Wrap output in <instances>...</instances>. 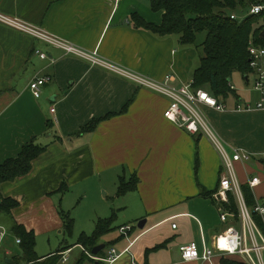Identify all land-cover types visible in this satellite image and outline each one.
Returning <instances> with one entry per match:
<instances>
[{
  "label": "crops",
  "instance_id": "crops-1",
  "mask_svg": "<svg viewBox=\"0 0 264 264\" xmlns=\"http://www.w3.org/2000/svg\"><path fill=\"white\" fill-rule=\"evenodd\" d=\"M0 14L42 28L85 52H97L102 61L148 79L161 82L172 75L174 87L191 84L200 67L191 45L178 35L159 36L135 25L134 15L161 24L163 12H154L150 0L118 5L108 0H0ZM37 50L48 58L42 59ZM45 76L51 81L35 100L30 84ZM250 78L244 75L246 83ZM219 101L225 112L206 106L201 110L214 119L210 124L226 148L264 154V112L237 109L254 107L259 99L253 106L234 89ZM168 106L163 95L0 24V165L17 158L32 142L46 147L27 175L1 185L2 197L19 203L10 215L0 212L4 225L12 232L17 223L33 231L37 241L63 228L60 212L69 193L84 190L86 195L100 188L106 198L123 199L112 210L116 219L115 208L129 214L117 237L108 242V234L102 238L99 245L111 246L101 255L115 247L121 253L115 264H210L183 262L180 247L192 242L210 247L214 237L240 225L232 218L222 222V207L213 198L222 169L219 153L207 137L190 135L168 121ZM94 120L101 121L81 134ZM261 162L237 165L248 203L251 199L254 204V195L264 199V184L255 191L248 186L254 175L264 180ZM133 177L137 187L117 196L121 180ZM230 210L236 211L234 201ZM106 211L105 217L111 209ZM135 220H146L144 228L134 226L125 238L120 228ZM222 259L245 264L220 256L212 264H222Z\"/></svg>",
  "mask_w": 264,
  "mask_h": 264
},
{
  "label": "built area",
  "instance_id": "built-area-1",
  "mask_svg": "<svg viewBox=\"0 0 264 264\" xmlns=\"http://www.w3.org/2000/svg\"><path fill=\"white\" fill-rule=\"evenodd\" d=\"M108 1L118 5L123 0ZM247 12L249 16L261 15L264 13V1L254 4ZM230 18L239 21L236 12L232 13ZM0 24L28 34L50 46L62 49L67 54L85 59L93 65L103 66L143 88L165 96L169 100V106L164 112V117L190 135L207 137L219 153L222 169L218 190L213 198L222 207V222H227L229 218H232L237 220L240 225V228L229 226L223 234L214 237L213 245L210 247L203 244L200 248L196 242L182 245L180 247L182 261H202L212 264L215 257L220 256L239 258L245 264H264V199L254 195V204H249L237 172L238 164L248 165L256 159H259V162H264V154H253L240 148H232L229 151L226 148L201 110V106H206L218 112H225L226 106L222 102L205 90L194 89L193 82L183 87H174L171 85L172 75L167 76L164 81L158 82L130 72L121 66L104 62L99 58L97 52H85L23 20L0 14ZM36 54L42 59L48 58L45 53L39 50L36 51ZM248 55L250 69L248 74L250 76L251 74L254 75V91L259 94V101L254 107L250 105L238 106L237 109L243 111L255 109L264 112V46L257 44L253 36L250 37ZM50 81L51 79L45 76L37 77L31 82L30 91L35 99L41 98L43 88ZM230 88L234 90L232 85H230ZM51 111L52 113L55 112L54 109ZM263 184L264 180L260 175H254L248 179V186L252 191ZM232 201L235 203L236 211L230 210ZM173 228L176 229L177 225L174 224ZM133 229L134 226L127 225L121 227L120 232L125 238L129 239ZM0 234L2 238L4 232H0ZM17 242L21 243L20 240ZM71 251L70 249L61 254V263L66 264L69 261L68 254ZM125 252L129 253L130 247ZM88 256L94 264H115L121 253L115 247H111L104 255L99 256L88 253Z\"/></svg>",
  "mask_w": 264,
  "mask_h": 264
},
{
  "label": "trees",
  "instance_id": "trees-1",
  "mask_svg": "<svg viewBox=\"0 0 264 264\" xmlns=\"http://www.w3.org/2000/svg\"><path fill=\"white\" fill-rule=\"evenodd\" d=\"M264 0H150L154 12H163L160 25L146 22L134 15L133 20L139 28L147 29L159 36L178 35L185 45H194L197 35L206 32L203 42L204 57L200 67L194 74L193 88L205 89L210 95L219 100L228 98L232 90L229 79L235 71L244 75L249 73V41L254 36L257 44L264 46V13L259 16H249L243 22L232 20L234 12L249 10L254 4ZM101 120H94L81 129V134L94 130ZM46 147L34 144L23 147L19 156L9 159L0 165V212L10 215L19 203L12 198H3L1 185L27 175ZM133 180V181H132ZM130 182L121 180L117 196H123L137 187L138 180L133 177ZM64 191V189H63ZM210 194H208L209 196ZM250 199V198H249ZM252 204V200H249ZM64 232L71 235L74 229V220L64 211L60 212ZM115 215L107 219H99L91 235L81 234L76 245L82 247V254L77 264H94L88 253L99 245L104 236L115 230L113 226ZM12 232L21 241L22 256L15 260V264H59L61 254L71 247L65 248L46 258H41L36 252V235L28 232L23 226L14 223ZM111 246L106 244V247ZM103 253H100V255ZM147 264V263H146ZM222 264H243L231 259H222Z\"/></svg>",
  "mask_w": 264,
  "mask_h": 264
},
{
  "label": "rangeland",
  "instance_id": "rangeland-1",
  "mask_svg": "<svg viewBox=\"0 0 264 264\" xmlns=\"http://www.w3.org/2000/svg\"><path fill=\"white\" fill-rule=\"evenodd\" d=\"M247 11L248 10L244 12H237L240 22H243L244 20L249 18V14ZM205 39L206 32L200 33L197 35L196 43L194 45H191L196 53V62L200 61L201 58L204 57L203 42L205 41ZM253 39H255L254 36ZM253 83L254 75L252 74L250 83H246L244 74L240 71H235L231 76V85L236 90L237 96L242 100L244 99L252 103V105L254 106V103H256L259 99V95L254 91ZM235 101L237 104H240V101ZM206 119L209 123H214V119H211L208 114L206 116ZM69 194L70 195H68L62 208L74 220L73 233L69 235L65 233L64 229L62 228L50 234L38 236L36 252L38 256L43 257L71 247L72 251L70 254H68L69 261L66 264H77L83 251L80 246L76 245L81 234L84 233L87 235H91L96 228L98 220L110 218L111 215H113V208L120 205V202H122L121 200L123 199L119 198L118 201H115L111 198H106L103 189L100 190V188L99 190L98 188L93 189L92 192H88V194L86 195L84 194V190H76ZM106 208L111 209L110 212L108 211L107 217L103 216L105 215V212L107 213ZM115 209L117 219L114 222V227L116 229L110 232L105 237L104 240H106L107 242L110 241L111 238L117 237L119 235L118 227L124 223L123 221L125 217L129 215L128 212L124 213L123 210H119L118 208ZM129 222H131L133 226L138 227V220ZM129 222L126 221V224H129ZM0 232H4V236L2 238L0 237V264H9L8 261L10 260L15 262L16 259L21 258L22 248L16 243V237L4 225V222L1 218Z\"/></svg>",
  "mask_w": 264,
  "mask_h": 264
},
{
  "label": "water",
  "instance_id": "water-1",
  "mask_svg": "<svg viewBox=\"0 0 264 264\" xmlns=\"http://www.w3.org/2000/svg\"><path fill=\"white\" fill-rule=\"evenodd\" d=\"M262 36L264 37V32H263V35H262ZM145 221H146V220L141 221V222L138 224V228L143 229L144 226H145ZM105 248H106V244L98 245V246H96V247L92 250V254H93V255H98V254H99L102 250H104ZM8 263H9V264H13V261L10 260V261H8Z\"/></svg>",
  "mask_w": 264,
  "mask_h": 264
}]
</instances>
